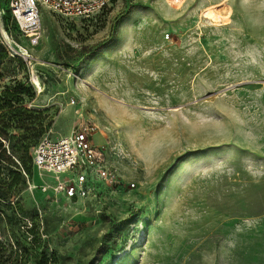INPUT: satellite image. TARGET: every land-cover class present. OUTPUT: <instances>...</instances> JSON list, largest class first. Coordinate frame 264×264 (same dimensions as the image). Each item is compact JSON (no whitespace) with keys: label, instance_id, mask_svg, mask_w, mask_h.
I'll list each match as a JSON object with an SVG mask.
<instances>
[{"label":"rangeland","instance_id":"obj_1","mask_svg":"<svg viewBox=\"0 0 264 264\" xmlns=\"http://www.w3.org/2000/svg\"><path fill=\"white\" fill-rule=\"evenodd\" d=\"M40 21L38 45L14 39L30 62L2 59L0 92L24 88L41 136L94 124L122 185L70 201L30 160L20 177L0 161L26 241L10 264H264V0H113Z\"/></svg>","mask_w":264,"mask_h":264},{"label":"built area","instance_id":"obj_2","mask_svg":"<svg viewBox=\"0 0 264 264\" xmlns=\"http://www.w3.org/2000/svg\"><path fill=\"white\" fill-rule=\"evenodd\" d=\"M113 0H8L7 9L17 28V35L0 25V41L10 56H17L29 63L32 57L28 51L16 42L18 36L28 45H38L41 38L40 9L46 7L51 13L63 18L88 19L105 9ZM5 11L0 8V20ZM4 29V32L2 30ZM97 127L92 123H80L72 129L70 135L52 139L42 136L32 149V163L41 173L53 177V182L42 183V192H50L66 200H78L98 193V183L117 185L122 182L108 169L93 136ZM71 176L61 177L62 174ZM131 187L134 184H130Z\"/></svg>","mask_w":264,"mask_h":264},{"label":"trees","instance_id":"obj_3","mask_svg":"<svg viewBox=\"0 0 264 264\" xmlns=\"http://www.w3.org/2000/svg\"><path fill=\"white\" fill-rule=\"evenodd\" d=\"M3 17V28L16 36L17 28L10 18L8 9H6ZM6 55L10 56L0 41V65ZM10 57L23 61L17 56ZM24 92L25 90L21 85H17L13 90L6 88L0 92V161L14 169V173L18 177H20L21 172L30 173L26 167V161L30 160L32 163V149L44 132L42 129L36 130L34 126H31L40 122L41 119L33 116L35 110L22 106L20 95ZM11 123H17V127L23 132L18 135L12 134ZM14 138H16L15 141H13ZM33 141L34 144L31 145ZM4 142L9 143V145L4 146ZM29 148H31L30 152ZM12 153L19 154L18 158ZM2 174L3 167L0 165V175L2 176ZM9 205V197L0 193V264H10V262L18 260L21 257L19 246L26 243L25 235L23 233L18 235V232H15L16 227L7 213Z\"/></svg>","mask_w":264,"mask_h":264},{"label":"bare ground","instance_id":"obj_4","mask_svg":"<svg viewBox=\"0 0 264 264\" xmlns=\"http://www.w3.org/2000/svg\"><path fill=\"white\" fill-rule=\"evenodd\" d=\"M216 12L214 10L207 9L205 14H206V17H208L210 20L217 21L218 20V16H219L217 14H219V13H216ZM32 74L33 75H32V79H31V83L36 89H38L40 91L42 89V87H41L39 78L34 73H32Z\"/></svg>","mask_w":264,"mask_h":264},{"label":"crops","instance_id":"obj_5","mask_svg":"<svg viewBox=\"0 0 264 264\" xmlns=\"http://www.w3.org/2000/svg\"><path fill=\"white\" fill-rule=\"evenodd\" d=\"M160 67V66H159ZM57 123V120H55L53 123H52V126H51V130L50 131H53V126ZM72 132V130H70V133L66 134V135H61L60 137H55V139H59V138H62V137H65V136H68L70 135Z\"/></svg>","mask_w":264,"mask_h":264}]
</instances>
